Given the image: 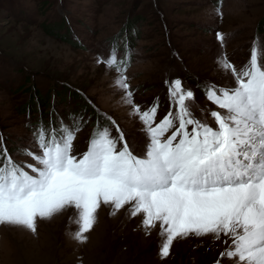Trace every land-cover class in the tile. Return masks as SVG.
<instances>
[{"label":"rangeland","instance_id":"rangeland-1","mask_svg":"<svg viewBox=\"0 0 264 264\" xmlns=\"http://www.w3.org/2000/svg\"><path fill=\"white\" fill-rule=\"evenodd\" d=\"M258 22L264 24V0H0V145L14 160L34 164L17 150L31 144L41 123L56 127L70 116L85 121L74 140L78 153L98 124L113 135L118 125L141 143L142 123L115 86L116 73L97 62L114 47L126 61L134 103L146 110L159 98L156 122L171 108L165 81L176 78L198 107L220 111L201 83H234L218 58L226 54L239 69L259 37ZM127 207L113 215L102 204L85 243L73 238L71 208L38 219L35 233L0 225V264H232L221 258L231 241L212 234L177 238L161 258L159 225L145 229L143 215L133 217Z\"/></svg>","mask_w":264,"mask_h":264},{"label":"snow or ice","instance_id":"snow-or-ice-1","mask_svg":"<svg viewBox=\"0 0 264 264\" xmlns=\"http://www.w3.org/2000/svg\"><path fill=\"white\" fill-rule=\"evenodd\" d=\"M217 38L223 43V34ZM97 62L116 73L115 86L142 123L143 141L126 139L118 125L113 135L98 124L87 150L78 153L74 140L85 121L70 116L56 127L41 123L31 144L17 150L34 164L14 160L0 145V225L35 233L38 219L71 208L78 225L73 238L85 243L102 204L113 215L128 206L131 216L143 215L145 229L159 225L161 258L177 238L212 234L231 241L221 258L264 264V38L254 39L239 69L226 54L218 58L231 86L201 83L220 111L198 107L194 92L176 78L165 81L171 108L159 122V98L146 110L134 103L118 48Z\"/></svg>","mask_w":264,"mask_h":264},{"label":"trees","instance_id":"trees-1","mask_svg":"<svg viewBox=\"0 0 264 264\" xmlns=\"http://www.w3.org/2000/svg\"><path fill=\"white\" fill-rule=\"evenodd\" d=\"M264 23V22H263ZM255 32L259 38H264V24L259 25V22L256 24Z\"/></svg>","mask_w":264,"mask_h":264}]
</instances>
